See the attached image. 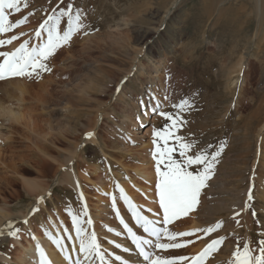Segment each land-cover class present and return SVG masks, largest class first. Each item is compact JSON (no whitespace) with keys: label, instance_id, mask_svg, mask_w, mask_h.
Instances as JSON below:
<instances>
[{"label":"rangeland","instance_id":"1","mask_svg":"<svg viewBox=\"0 0 264 264\" xmlns=\"http://www.w3.org/2000/svg\"><path fill=\"white\" fill-rule=\"evenodd\" d=\"M69 3L84 13L88 34L59 49L41 78L0 80V264H40L37 241L54 235L71 251L79 238L69 212L95 232L108 264H142L121 220L151 238L117 185L142 215L162 219L152 141L166 121L150 112L159 103L175 115L172 105L183 99L192 107L182 113L180 134L197 150L227 146L195 209L157 227L176 233L222 227L209 236L178 237L186 247L158 254L191 257L222 237L204 264H233L238 246L258 255L264 240V0H27L19 12L6 10L9 22L27 21L0 34L20 37L0 51L24 41L35 45L40 24ZM149 161L150 181L136 177ZM43 194L45 207L31 212L29 227L14 222ZM9 222L20 229L19 239L6 234ZM71 256L58 264H84L79 248Z\"/></svg>","mask_w":264,"mask_h":264},{"label":"snow or ice","instance_id":"2","mask_svg":"<svg viewBox=\"0 0 264 264\" xmlns=\"http://www.w3.org/2000/svg\"><path fill=\"white\" fill-rule=\"evenodd\" d=\"M22 2L24 7H27V0H0V34L8 33L26 23L27 17L16 23L9 22L6 12V10L19 12ZM60 3L62 4L63 0H60ZM64 18H67L66 30L62 28ZM81 32L85 35L88 34L85 16L82 11L74 9L71 3L64 8H60L58 12L54 9L53 14L47 16L35 32V38L38 41L35 45H30L29 41H24L14 51H0V58H2L0 60V80L15 77L41 78V73L51 72L47 62L59 49L70 46L73 38ZM19 38V36L13 35L7 40L0 39V48H3L6 44L11 45L13 41ZM117 92H119V88ZM172 107L179 110L175 115L163 111L159 103L152 108L153 113L166 121L163 129L153 131L152 141L154 145L152 157L155 160L156 173L159 177L157 189L159 207L163 213L162 219L156 221L142 215L137 207L133 205L124 189L117 185L120 195L129 206L136 224L152 239H145L143 236L137 235L127 223H124L123 219L121 223L124 224V228L135 245L137 255L142 258V264H204L205 258L210 253L218 250V246L223 244L224 238L213 239L202 252L191 257L165 258L158 253L186 247L187 244L179 242L178 237H192L196 236L198 232H203L206 236H209L222 227L221 223H216L204 229L180 233L169 231L167 227H157V224H171L195 209L199 203L202 190L208 186L207 181L214 175L215 167L227 146V142H222L214 152L206 149L197 150L195 142L187 140L180 134L186 123L182 113L192 107L190 101L183 99L178 104H173ZM93 135V133H88L85 139H91ZM177 153L181 159L176 158ZM197 168L200 170L197 171ZM248 199H252L251 194H249ZM112 200L113 207H115L116 197L113 196ZM41 202H43V198H41ZM38 210L37 208L36 211ZM69 215L79 238V251L84 254V264H91V258L93 257H97L100 264H108L95 232L89 233L81 226L79 215L71 212H69ZM84 215H88L86 204ZM24 223L26 224L28 221L25 220ZM86 223L91 224L92 221L89 219ZM8 228L9 231L6 234L14 239H19L20 229L13 228L11 222H9ZM2 235H5V232L0 230V236ZM164 240L168 242H162ZM53 242L58 247H63L60 239L53 238ZM193 242L189 240L187 243ZM260 245L258 255L254 254L248 245H244L242 249L238 246L233 253V264H264V240L260 241ZM116 247H120V245H116ZM37 250L39 251L40 264H51L44 249L38 245ZM124 251L127 252L129 249L125 248ZM66 259H71V257L66 256ZM116 259L121 260V257L117 256ZM75 264H81V261L76 260ZM121 264H128V261L121 260Z\"/></svg>","mask_w":264,"mask_h":264},{"label":"bare ground","instance_id":"3","mask_svg":"<svg viewBox=\"0 0 264 264\" xmlns=\"http://www.w3.org/2000/svg\"><path fill=\"white\" fill-rule=\"evenodd\" d=\"M100 46V45H99ZM74 47V46H73ZM99 48V47H98ZM80 57V56H79ZM242 60H243V56H241V58L239 59V61L237 62V64H236V66H235V68L236 69H240V67H241V65H242ZM157 77V76H156ZM48 90H46V92H47ZM49 94V93H48ZM38 100H42V97L41 98H38ZM44 100L46 101V99H45V96H44ZM151 114H153V112H152V110H151V112H150ZM147 121V120H146ZM142 123H143V121H142ZM249 136V135H248ZM93 141H94V139H92ZM44 149L47 151H50V149L49 148H47V147H45L44 146ZM47 151V152H48ZM231 152V151H230ZM230 155V154H229ZM39 161L41 160V161H43L41 158H39L38 159ZM263 164H264V162H263ZM150 166H153V165H151V162L149 161L148 163H145V167L144 168H142V169H136L135 170V174H136V177H138V178H142V179H144V180H147V181H150V179H151V172L153 171V169L151 170L149 167ZM225 166V165H224ZM227 167V166H226ZM231 167V166H230ZM221 171V170H220ZM225 171V170H224ZM218 173V172H217ZM231 173H233V172H231ZM230 173V174H231ZM228 176H230V175H228ZM98 177V176H97ZM234 178V177H233ZM71 179V178H70ZM226 179V178H225ZM224 181H226V180H224ZM231 181V180H230ZM236 183V182H235ZM58 185V183L56 182V185L55 186H57ZM101 188H102V186H101ZM52 190H53V187H51V188H49L48 189V191L50 192V194H51V192H52ZM47 192V191H46ZM45 194H43L42 196H40L39 198H37L36 200H37V202H36V204H33V205H31L30 206V209L27 211V214H25V215H21V216H19V217H16V218H14L15 219V221L14 222H21V221H23V223H24V221L25 220H27L28 221V223H24V225H26L25 226V228L26 227H29V223L31 222L30 221V214H31V212L33 211V210H36L39 206H42L43 208L45 207V200H46V198H44L45 196H44ZM50 197V196H49ZM41 198H43V202H41ZM48 198V197H47ZM34 212V211H33ZM32 212V213H33ZM37 212V211H36ZM33 215V214H32ZM18 218H20V219H18ZM21 218H23V219H21ZM55 225H57V224H55ZM53 238H55V239H60L58 236H56V235H54L50 240H47L46 239V241L44 240V241H40V240H38L37 241V245H39V246H42V247H44V251H45V253H46V256H47V259L48 260H50L51 261V263H53V264H58V263H66V262H68L70 259H66V256H68V257H71L72 258V256H71V252H73V250H77L78 248H79V244H75V245H73V248H72V250L71 251H68V250H65V248H64V241L63 240H61V243H62V245H63V247H58L54 242H53ZM35 248V246L33 245V244H31V247L30 248H26V250H27V252H30V251H32L33 249ZM232 253V252H231ZM60 255H64V257H60ZM227 260H228V258H227Z\"/></svg>","mask_w":264,"mask_h":264}]
</instances>
